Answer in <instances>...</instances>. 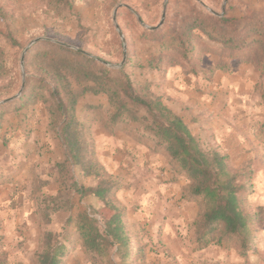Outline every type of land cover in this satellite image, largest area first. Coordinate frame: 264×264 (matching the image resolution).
<instances>
[{"label": "rangeland", "instance_id": "1", "mask_svg": "<svg viewBox=\"0 0 264 264\" xmlns=\"http://www.w3.org/2000/svg\"><path fill=\"white\" fill-rule=\"evenodd\" d=\"M225 1L192 3L222 15L230 2L229 14L239 17L264 9V0H229L224 6ZM177 9L181 15L187 13L185 0H80L74 14L59 18L48 0H0V46L19 59L22 77L23 54L40 38L85 48L112 65H121L127 53L124 65L128 62L127 71L135 85L150 83L152 92L184 119L204 149L215 148L227 155L236 172L255 171L249 203L254 208L263 206L264 77L243 59L228 61V69H221L223 59L207 39L195 43V51L183 65L157 57L151 68L154 49L141 37V30L147 28L139 18L145 25L157 27L164 14L171 18ZM149 20L155 25H149ZM23 80L19 85L9 80L0 83V103L19 95ZM89 104L108 106L107 98L88 96L79 106L78 117L88 127L93 157L122 185L116 200L126 210L133 257L121 259L115 250L104 258L89 257L75 228L66 225L67 212L56 215L50 225L42 222V201L57 194V165L65 156L48 110L51 102H39L27 112L0 117V264H36L47 231L56 232L67 247L63 264H264V227L257 233L260 253L248 259L231 247L197 251L194 223L200 207L183 198L187 178L164 153L152 148L151 141L139 140L136 125L110 131L87 110ZM75 174L86 186L96 184L78 170ZM74 204L72 215L90 206L99 211L103 208L94 197L76 198Z\"/></svg>", "mask_w": 264, "mask_h": 264}, {"label": "trees", "instance_id": "2", "mask_svg": "<svg viewBox=\"0 0 264 264\" xmlns=\"http://www.w3.org/2000/svg\"><path fill=\"white\" fill-rule=\"evenodd\" d=\"M79 3L80 0H48L49 8L59 18L74 14ZM185 3L186 14L181 15L177 9L161 28L141 30V37L154 49L151 68L157 57L183 65L195 51V43L207 39L223 59L221 69H228V61L243 59L264 77V9L242 17L231 16L228 2L221 16L217 11H203L192 0ZM129 16L135 19L131 13ZM147 23L155 25L153 20ZM9 39L16 48V39L12 35ZM25 64V89L18 100L0 107V117L27 112L39 102H51L48 110L52 124L58 128L65 160L57 165V194L46 196L41 204L40 216L45 225L67 212L70 215L66 225L75 228L89 257L104 258L111 250L121 259L133 257L124 220L126 210L116 200L122 185L93 157L88 127L78 117L79 106L88 96H105L108 106L86 105L95 119L113 132L136 125L141 132L139 140L151 141L152 148L164 153L187 178L189 186L183 198L200 207L194 223L196 250L231 247L245 259L260 253L256 243L257 233L264 227V205L254 208L249 203L255 171L245 168L236 172L227 155L215 148L204 149L184 119L162 96L152 92L150 83L135 85L127 71L128 62L120 69H112L79 50L43 40L27 53ZM22 78L19 59L0 46V83L9 80L19 85ZM76 170L96 184H83ZM88 197L100 201L102 210L90 206L72 215L74 200ZM66 253L67 247L57 233L47 231L36 264H63Z\"/></svg>", "mask_w": 264, "mask_h": 264}, {"label": "water", "instance_id": "3", "mask_svg": "<svg viewBox=\"0 0 264 264\" xmlns=\"http://www.w3.org/2000/svg\"><path fill=\"white\" fill-rule=\"evenodd\" d=\"M228 1H229V0H226V1H225V5H224V6H226V4H227ZM224 14H225V8L223 9V13H222V15H224ZM222 15H221V16H222ZM165 19H166V14L163 15V17H162V21H161V23H160L157 27H149V26L145 25V24L143 23V21L139 18L141 24H142L145 28L150 29V30H152V31H155V30L161 28V27L164 25ZM117 29H118V31H119L120 37H121L122 39H124L123 33H122V31H121V29H120L119 26H117ZM43 40H51V39L40 38V39H36V40H34V41H33V42H32V43L26 48V50H25V52H24V54H23L22 62H21V67H22V71H23V74H24V75H23V79H24V80H23L22 91L19 93V95L15 96V97H13V98L7 99L6 101L0 103V106L3 105V104H7V103H10V102L16 101L17 99H19V98L21 97V95H22V93H23V90L25 89V84H26V83H25V79H26V74H25V59H26L27 53H28V52H29V51H30V50H31L36 44H38L39 42H41V41H43ZM51 41H54V40H51ZM55 42H56L57 44H59V45L66 46V47H69V48H73V49H75V50H79V51L85 53L86 55H88V56H90V57H92V58H95L98 62H100V63H102V64H104V65H106L107 67L112 68V69H119V68H122L123 65H124V63H125V61H126V54H127V53L125 54V59H124V61H123V63H122L121 65H112V64H109V63H107L106 61H103V60H101V59H99V58H97V57H95V56H93V55H91V54H89V53H87V52H85V51H82V50H80V49H78V48H76V47L69 46V45H66V44L61 43V42H58V41H55ZM125 48H126V47H125Z\"/></svg>", "mask_w": 264, "mask_h": 264}]
</instances>
